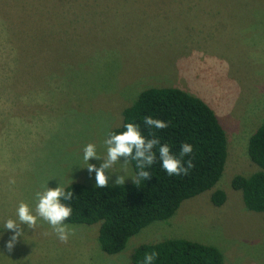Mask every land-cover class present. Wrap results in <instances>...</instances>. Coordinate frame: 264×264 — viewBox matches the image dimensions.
<instances>
[{
    "label": "rangeland",
    "instance_id": "1",
    "mask_svg": "<svg viewBox=\"0 0 264 264\" xmlns=\"http://www.w3.org/2000/svg\"><path fill=\"white\" fill-rule=\"evenodd\" d=\"M148 87L180 89L212 109L226 137L215 185L115 254L99 249V223L65 222L73 234L64 243L39 217L35 229L20 225L9 252L4 222L19 203L35 214L46 184L96 185L84 147L105 157L106 132ZM263 120L264 0H0V264H130L139 244L169 238L214 246L223 264H264V212L246 209L229 184L258 170L246 144ZM123 162L106 171L108 184L135 179ZM214 189L225 194L220 206Z\"/></svg>",
    "mask_w": 264,
    "mask_h": 264
},
{
    "label": "trees",
    "instance_id": "2",
    "mask_svg": "<svg viewBox=\"0 0 264 264\" xmlns=\"http://www.w3.org/2000/svg\"><path fill=\"white\" fill-rule=\"evenodd\" d=\"M146 116L163 120L168 127L149 130L143 123ZM128 122L139 124L146 137L149 131L155 133L160 143L168 144L175 154L179 153L182 143L192 144L193 152L184 160L192 159L194 167L187 175L169 176L161 166L157 146L154 149L156 162L145 169L150 172V178L141 179L139 184L131 181L98 188L73 182L64 186L73 193L71 200L62 201L72 208L65 222L99 223L97 244L106 254L120 252L128 238L140 229L153 221L170 218L182 201L210 190L221 176L226 158L225 133L212 109L200 98L180 89L148 87L140 90L134 101L121 110L119 125L109 129L105 139L110 131H123ZM246 154L258 170L248 176L234 175L229 184L240 192L246 209L261 213L264 212V120L248 136ZM129 165L136 178L139 171L136 161L130 160ZM209 200L212 205L220 206L225 194L214 189ZM153 250L158 256L152 264H223L216 247L178 238L139 244L130 254V264H144L145 253Z\"/></svg>",
    "mask_w": 264,
    "mask_h": 264
},
{
    "label": "clouds",
    "instance_id": "3",
    "mask_svg": "<svg viewBox=\"0 0 264 264\" xmlns=\"http://www.w3.org/2000/svg\"><path fill=\"white\" fill-rule=\"evenodd\" d=\"M143 123L149 130L168 127L167 122L152 116L144 117ZM123 129L119 132H108L107 138L103 141L104 145L107 146L105 157L97 154L94 143H88L83 149V159L89 174L95 172L96 187H108L109 176L105 173L106 171L109 172V169L120 161L121 157L124 158L123 167L125 170L130 160L136 161V167L139 169L135 180H133L136 184H139L141 179H149L150 172L145 169L156 162L157 153L154 149L157 146H159L158 154L161 166L169 176L187 175L189 170L194 167L192 159L184 160L185 156L192 154V144L182 143L179 153L175 154L171 152L168 144L160 143L155 133L149 131V136L146 137L142 133L140 125L135 122L125 123ZM90 158L102 159V163L97 167L88 163ZM125 178L123 175L117 176L114 181L115 185L124 184ZM9 183L15 184V179L10 178ZM35 198L37 200L35 214H33V210L28 203L21 201L16 209V219L8 218L4 222V228L11 230L13 233L5 243V247L9 252L13 250L18 238L24 234L20 225L25 224L28 228L35 229L38 217L51 226L52 231L61 242L66 243L69 235L73 234L69 225L65 223L72 214V208L62 202L73 198L72 191H66L65 187L59 184L54 188H49L46 184L43 191L35 193ZM45 234L47 235V233ZM157 256L158 253L154 250L145 253L144 264H152Z\"/></svg>",
    "mask_w": 264,
    "mask_h": 264
}]
</instances>
